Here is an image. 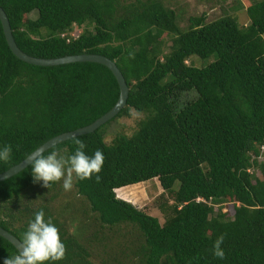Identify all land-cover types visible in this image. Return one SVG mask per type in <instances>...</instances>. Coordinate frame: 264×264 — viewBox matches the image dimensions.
Here are the masks:
<instances>
[{
	"label": "trees",
	"instance_id": "16d2710c",
	"mask_svg": "<svg viewBox=\"0 0 264 264\" xmlns=\"http://www.w3.org/2000/svg\"><path fill=\"white\" fill-rule=\"evenodd\" d=\"M0 6L23 52L104 55L129 88L111 120L43 152L72 155L76 138L87 155L103 151L99 183L95 175L74 174L92 224L76 205L59 202L58 182L50 188L34 182L30 164L0 181L2 228L21 241L43 209L67 248L55 264H98L92 255L103 256L100 264H264V0L248 3L245 24L232 14L207 21L202 12L185 28L159 0H0ZM75 25L81 30L73 37ZM192 55L211 61L197 67L186 62ZM118 96L117 80L103 64L20 60L0 22V147L12 146L0 172L48 139L92 123ZM132 111L142 114L136 130L104 140L107 125ZM154 178L163 189L155 199L163 223L115 194ZM58 204L73 220L59 219ZM67 223L81 232L73 234ZM220 235L224 259L213 254ZM17 253L0 236V264Z\"/></svg>",
	"mask_w": 264,
	"mask_h": 264
},
{
	"label": "clouds",
	"instance_id": "9594fccd",
	"mask_svg": "<svg viewBox=\"0 0 264 264\" xmlns=\"http://www.w3.org/2000/svg\"><path fill=\"white\" fill-rule=\"evenodd\" d=\"M73 143L77 146L74 154L65 156L57 150L44 155L37 150L29 156L31 172L34 182H43V187L50 188L51 183L63 180V189L72 190L75 178L79 180L92 179L101 181L99 173L102 171L106 157L102 150L97 149L93 155L84 151L85 143L76 138ZM12 159V146L0 147V162L8 163ZM224 235H220L214 242L213 254L219 259L225 258L221 245ZM67 248L62 242L59 229L49 217L45 219L43 209L35 212L29 221L27 230L23 233L18 245V253L8 256L3 264H55L66 257Z\"/></svg>",
	"mask_w": 264,
	"mask_h": 264
},
{
	"label": "rangeland",
	"instance_id": "374dc122",
	"mask_svg": "<svg viewBox=\"0 0 264 264\" xmlns=\"http://www.w3.org/2000/svg\"><path fill=\"white\" fill-rule=\"evenodd\" d=\"M128 1H132V0H128ZM159 1L162 3L164 7L170 8L175 12L177 23L181 28H185L188 24V18L190 16H197L202 12L206 13L207 21L216 19L217 17L223 14H232V15H236L240 24H245L247 22L245 8L248 5V3L252 2L253 0H159ZM80 30H81L80 27L75 25L72 33L78 35ZM262 36L264 38V33ZM210 61L211 60H203L196 55H192L190 59L186 62L187 63L193 62L195 66L201 67L206 65ZM141 117H142L141 113L132 111L130 117H120L110 122L105 129L106 135L104 140L109 142L112 139V137L118 133L131 135L134 132V130H136L138 120ZM261 154L264 157V146L261 147ZM146 182L148 183L124 188L121 192L115 190V194L117 197L121 199L124 200L126 199L130 201L134 206L143 209L148 214L152 216H156L159 219V222L163 223L164 217L155 206V201H156L155 199L163 191V189L161 188L159 181L156 178L148 180ZM58 183L61 188V195H60L61 198L59 199V202L62 205L66 204V202L68 203L70 202V204L73 206L76 205L75 207L79 209L78 211L80 213L82 220L85 221L87 219L88 222L92 224L93 216L91 214V211L89 210L90 207L87 199L84 196L77 195L75 193L74 187H72L71 191L66 192L63 189V180H61ZM123 192L127 193L128 198H126L127 196L123 198L122 196ZM161 200L164 201L163 198ZM223 209L229 210V212L231 210L227 204H223ZM56 211H57V216L61 221L66 223L68 219L73 220L72 218H69V216L67 215L65 216L62 207L60 205L59 207L56 208ZM76 225L70 224L68 226V228L71 229L73 234H78L79 231L81 232V228L79 227V224H78V229L76 228ZM91 247H94V245H92ZM90 251L92 250L90 249ZM92 258L93 261L97 262L98 264H100V260L102 261V259H104L103 256L101 255H100V260L99 257L93 255ZM107 264H110V262Z\"/></svg>",
	"mask_w": 264,
	"mask_h": 264
},
{
	"label": "water",
	"instance_id": "95a60500",
	"mask_svg": "<svg viewBox=\"0 0 264 264\" xmlns=\"http://www.w3.org/2000/svg\"><path fill=\"white\" fill-rule=\"evenodd\" d=\"M0 22L2 25L3 33L6 39V42L13 52V54L18 57L20 60L25 61L30 64L34 65H41V66H53V65H60L72 62H96L105 65L108 67L113 75L115 76L118 86H119V96L116 103L103 115L95 119L92 123L76 128L71 131H66L61 134H58L41 145H39L36 149H34L29 155H27L23 160L18 162L15 165H12L7 170L0 172V181L6 178H9L16 173L20 172L28 165H30V161L28 160L29 156L39 150L40 152H44L47 149L55 146L56 144L68 140L70 138L91 133L95 131L98 127L106 123L107 121L111 120L126 104L127 97H128V85L125 81L124 76L122 75L120 69L117 67L116 63L109 59L108 57L100 54H93V53H82V54H73V55H64L62 57L56 58H38L27 53L23 52L16 44L12 30L10 27L9 19L3 8L0 6ZM0 236L7 239L18 251V245L20 240L15 237L13 234L9 233L7 230L0 226Z\"/></svg>",
	"mask_w": 264,
	"mask_h": 264
},
{
	"label": "crops",
	"instance_id": "0c3cea01",
	"mask_svg": "<svg viewBox=\"0 0 264 264\" xmlns=\"http://www.w3.org/2000/svg\"><path fill=\"white\" fill-rule=\"evenodd\" d=\"M145 183H148V182H146V181H145V182H140V183H138V184H136V185L145 184ZM131 186H135V185L132 184V185L123 186V187H120V189H122V188H123V189H124V188H128V187H131ZM122 196H123V198H125V196H127V193H126V192H123V193H122ZM125 200H126V199H125ZM126 201H128V200H126ZM129 202H130V201H129Z\"/></svg>",
	"mask_w": 264,
	"mask_h": 264
},
{
	"label": "built area",
	"instance_id": "2783aa9c",
	"mask_svg": "<svg viewBox=\"0 0 264 264\" xmlns=\"http://www.w3.org/2000/svg\"><path fill=\"white\" fill-rule=\"evenodd\" d=\"M70 35H71V36H73V37L77 36V35H75V34H74V33H72V32H71V34H70ZM200 200H202V199H201V198H197V199H196V201H200Z\"/></svg>",
	"mask_w": 264,
	"mask_h": 264
}]
</instances>
